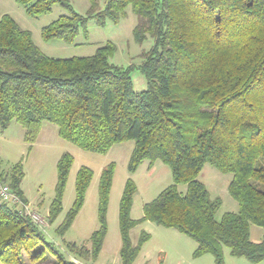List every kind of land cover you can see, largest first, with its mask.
<instances>
[{
  "label": "trees",
  "instance_id": "obj_1",
  "mask_svg": "<svg viewBox=\"0 0 264 264\" xmlns=\"http://www.w3.org/2000/svg\"><path fill=\"white\" fill-rule=\"evenodd\" d=\"M29 16H41L59 4L67 15L42 29L45 41L72 42L89 19L104 26L117 24L131 11L133 30L143 51L137 69L147 88L136 92L135 66L110 62L116 47L108 42L88 57L57 59L45 55L32 33L10 15L0 17V127L13 122L24 129L29 151L45 122L77 148L106 155L117 144L134 141L128 164L134 174L146 161L167 165L173 184L143 207V217L131 216L135 182L129 178L119 205L122 264H133L150 235L143 231L136 245L131 231L143 222L176 229L197 243L195 257L211 254L225 264L224 249L252 263L264 261V236L251 240V225L264 228V0H89L85 16L69 0H15ZM74 163L64 153L57 164L55 196L48 213L53 223L63 210ZM210 164L232 174L229 193L237 213L216 220L221 199H211L198 180ZM115 163L103 168L99 182V227L90 247L66 243L68 260L46 240L42 226L23 208L0 200V264H87L96 262L108 233V207ZM94 173L81 167L75 200L56 232L64 236L82 210ZM23 158L5 169L0 181L25 204L21 185ZM187 186L185 193L178 185ZM11 204V205H10ZM32 211V210H31ZM54 259L46 263L48 257ZM45 261V263H43Z\"/></svg>",
  "mask_w": 264,
  "mask_h": 264
},
{
  "label": "rangeland",
  "instance_id": "obj_2",
  "mask_svg": "<svg viewBox=\"0 0 264 264\" xmlns=\"http://www.w3.org/2000/svg\"><path fill=\"white\" fill-rule=\"evenodd\" d=\"M74 11L85 16L89 0H69ZM127 16L117 24L107 21L104 26L97 24L95 19H89L85 29H81L72 42L59 39L45 41L42 29L59 17L67 15L68 11L57 4L52 11L41 16H29L24 7L15 0H0V17L11 15L26 30L32 33L34 43L47 56L57 59L72 57H88L97 50L112 42L115 53L110 62L117 66H135L132 73L133 87L136 92L147 88L144 75L137 69L143 58V51L152 46V40L138 44L133 36L137 24V16L129 9ZM24 129L13 122L6 130L0 127V165L8 169L23 158L25 177L22 189L28 198L29 208L38 214L43 221V231L46 240L53 243L68 260L75 261L68 252L66 243H76L78 246L90 247V237L99 227L98 204L99 182L102 170L110 163H115V174L108 207V233L104 247L96 262L87 264H122L120 249L122 245L119 226V205L126 181L131 178L136 186L131 216L134 220L143 217V207L156 199L168 186L173 184L170 168L157 161L152 168L149 161L144 162L134 174L128 171V164L135 146L134 141H127L115 145L106 155L83 151L58 135V127L45 122L39 143L29 151L24 141ZM64 153L74 157V163L69 175L68 184L63 201V210L58 218L49 223L48 213L55 196L57 183V164ZM90 168L93 180L88 188L85 204L78 214L72 227L64 236L57 234V228L62 224L67 212L75 200L76 176L81 167ZM232 174L222 173L210 164H206L198 180L207 188L211 199H221L222 205L216 214V220L221 221L226 213H237L238 202L229 193ZM178 190L185 193L187 186L180 184ZM11 205V204H10ZM145 231L150 239L143 245L142 250L133 264H216L211 254L195 257L197 243L181 234L176 229L158 226L152 222H143L131 231V239L136 245L141 233ZM264 236V228L251 225V240L259 242ZM26 264H32L28 255L23 254ZM225 264H264L252 263L245 258L233 257L228 248L224 249ZM54 257L49 256L46 263H51ZM77 262V261H75ZM45 263V261L43 262Z\"/></svg>",
  "mask_w": 264,
  "mask_h": 264
},
{
  "label": "built area",
  "instance_id": "obj_3",
  "mask_svg": "<svg viewBox=\"0 0 264 264\" xmlns=\"http://www.w3.org/2000/svg\"><path fill=\"white\" fill-rule=\"evenodd\" d=\"M0 200L11 204L18 205L23 208L24 214L30 216L38 225L45 226L43 219L29 208L28 204L25 205L10 189V187L0 181Z\"/></svg>",
  "mask_w": 264,
  "mask_h": 264
},
{
  "label": "crops",
  "instance_id": "obj_4",
  "mask_svg": "<svg viewBox=\"0 0 264 264\" xmlns=\"http://www.w3.org/2000/svg\"><path fill=\"white\" fill-rule=\"evenodd\" d=\"M11 16V15H10ZM15 19V18H14ZM16 20V19H15ZM17 21V20H16ZM18 22V21H17ZM22 27V26H21ZM42 131H43V127H42V130H41V133H40V135L42 134ZM24 133V132H23ZM40 135H39V138H40ZM38 138V140H37V142L33 145V149H34V147L39 143V141H40V139ZM21 188H22V185H21ZM22 191H23V189H22ZM24 192V191H23ZM24 194H25V192H24ZM25 197H26V194H25ZM27 198V197H26ZM27 200H28V198H27ZM28 204H30L29 203V201H28Z\"/></svg>",
  "mask_w": 264,
  "mask_h": 264
}]
</instances>
